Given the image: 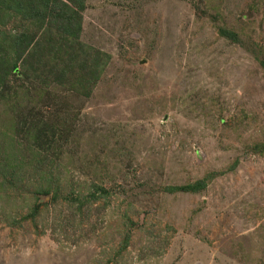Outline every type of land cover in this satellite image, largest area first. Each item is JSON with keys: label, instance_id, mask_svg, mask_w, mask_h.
<instances>
[{"label": "rangeland", "instance_id": "rangeland-1", "mask_svg": "<svg viewBox=\"0 0 264 264\" xmlns=\"http://www.w3.org/2000/svg\"><path fill=\"white\" fill-rule=\"evenodd\" d=\"M85 6L78 41L110 60L89 98L46 89L44 115L66 125L62 169L54 168L64 197L56 209L41 197L51 206L34 227L5 216L26 215L30 188L24 209L1 197L0 264H264V150L255 148L264 143V0ZM212 24L237 32L243 45ZM9 84L10 107L22 114L32 95L13 76ZM9 117L0 105V135ZM210 172L201 194L163 191ZM94 182L120 186L107 205H67L66 194L79 199Z\"/></svg>", "mask_w": 264, "mask_h": 264}, {"label": "trees", "instance_id": "trees-1", "mask_svg": "<svg viewBox=\"0 0 264 264\" xmlns=\"http://www.w3.org/2000/svg\"><path fill=\"white\" fill-rule=\"evenodd\" d=\"M85 4L86 0H0V105L3 113L10 115L8 132L0 135L5 137L7 143L0 148V200L1 197L7 201L16 199L21 202L18 207L24 209L26 188H30L34 199L25 216L5 215L14 222L10 223L12 225H20L28 220L33 227L36 226L40 209L51 206L50 203H39L40 198L50 196V202L56 209L59 198L64 197L63 177L60 176L62 170L54 173V168L62 169L57 162L66 125L61 117L53 123L51 116L48 120L44 115L43 111L51 105L47 100L48 95L43 98L46 89L49 86L58 89L66 87L89 98L110 60L108 54L78 41L83 30L81 20ZM214 15L220 18L216 13ZM213 26L219 37L232 44L243 45L234 30L221 24ZM13 30L17 33H13ZM261 68L264 72V59ZM12 76L19 86L32 95L22 114L12 110L9 104L15 96V92L12 97L8 96ZM255 148L262 152L264 143ZM19 153L21 156L17 159ZM235 165L236 162L232 168ZM214 176L215 173L210 172L192 183L165 187L163 191L170 194H201ZM119 186L94 182L91 190L87 194H80L79 199L70 192V198L66 194L65 200L67 205L75 203L80 208L99 200L107 205L117 194ZM4 210L3 205L0 213ZM124 237L116 254L127 247L129 234Z\"/></svg>", "mask_w": 264, "mask_h": 264}, {"label": "water", "instance_id": "water-1", "mask_svg": "<svg viewBox=\"0 0 264 264\" xmlns=\"http://www.w3.org/2000/svg\"><path fill=\"white\" fill-rule=\"evenodd\" d=\"M48 198V197H47Z\"/></svg>", "mask_w": 264, "mask_h": 264}]
</instances>
